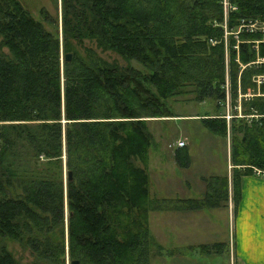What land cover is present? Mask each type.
<instances>
[{"label": "trees", "instance_id": "trees-1", "mask_svg": "<svg viewBox=\"0 0 264 264\" xmlns=\"http://www.w3.org/2000/svg\"><path fill=\"white\" fill-rule=\"evenodd\" d=\"M226 3L224 21L221 0H59L57 19L0 0V240L32 256L0 244V264H148L149 211L221 207L226 177L204 180L202 199L148 198L146 125L171 117L170 99L214 101L199 122L228 139L235 205L239 178L264 171V0ZM84 41L126 66L78 57ZM174 160L187 168L184 149Z\"/></svg>", "mask_w": 264, "mask_h": 264}, {"label": "rangeland", "instance_id": "rangeland-1", "mask_svg": "<svg viewBox=\"0 0 264 264\" xmlns=\"http://www.w3.org/2000/svg\"><path fill=\"white\" fill-rule=\"evenodd\" d=\"M21 5H31L37 9L39 7H44L50 14H54L55 8L57 13V19H59V0H18ZM26 3V4H25ZM35 5V6H34ZM24 7V6H23ZM225 15L227 12L223 13L224 21ZM253 25H250L251 28ZM241 27H245L243 22L238 26V30ZM54 26H52V29ZM59 22L57 27V32L59 33ZM60 35V33H59ZM259 42L264 43V39ZM258 42H254L256 45ZM59 44L61 48V39L59 38ZM76 49V54L78 57L92 60L96 63L106 62L108 64H113L118 67L126 66V63L122 61L116 54L105 51L101 52L100 48H98L93 42L84 41L80 46L73 45ZM256 48V46H254ZM61 52V50H60ZM99 58L97 61L95 59ZM59 62H63V53L60 54ZM262 61L261 59H258ZM132 67L135 69H140L138 65L135 63H131ZM259 77V76H258ZM256 77L255 83L256 85H260L261 80ZM191 96L188 97H178L175 99H170L166 101V106L168 111H170L171 115L175 117L179 116H187V115H203L205 113L213 114L216 112L214 101H205L203 103H194L190 100ZM240 98V96H239ZM219 112V111H218ZM224 113L225 116H229L230 110L225 106L223 110H220V113ZM160 120V119H159ZM173 121V122H172ZM147 131L151 136V147L148 149V164H146V173L148 176V198L156 199L159 196H169L173 192H176V189H181L182 193L185 194L184 197H196L195 191H197L198 187L195 183L198 176L208 177L210 175H218L221 174L225 169V162L228 152V139L225 140L219 139L218 137L212 135L208 131H206L199 123V121H190V120H179L176 118L173 119H165L163 121H150L146 125ZM184 136L187 138V159H188V168H177L175 169L174 163L175 160L173 156H170L169 147L173 144L175 140H177L178 136ZM184 142V139H181ZM167 145H169L167 147ZM64 154V153H63ZM154 162V170L150 172L149 165ZM62 163H64V155L62 156ZM187 169V170H182ZM260 171V170H259ZM230 173L229 165L226 169L227 176ZM154 174V175H153ZM62 183L65 185L66 183V172L64 166L62 167ZM229 177V176H228ZM165 178V180H164ZM184 181H188L191 185V189H187L184 187ZM163 184V185H162ZM171 184V185H169ZM159 185V186H158ZM161 185V186H160ZM163 188L164 190L158 193H152L155 188ZM163 186V187H162ZM175 196V195H174ZM232 204V203H231ZM172 210L168 211H155L151 210L147 214V229L149 236L152 238V244L149 247V261L148 264H216L214 262L215 259H220V263L218 264H227V256L220 257H211L208 256L203 257V259L193 260L192 257L193 252L184 248V252L182 253V257H176L175 251L170 250L172 246L171 237H170V220L171 215L169 213ZM158 213H165L159 214ZM213 221H210V227H214L211 229V233L216 237L218 241H227L228 233L230 238L238 237V235L242 234L240 229V217L235 212L227 222L226 218H224V213L222 212H214L213 213ZM66 208L65 202L63 206V226H64V235L66 238ZM206 218H208L206 216ZM236 234V235H235ZM224 237V240H221ZM206 240L207 236L205 235ZM210 240V237H209ZM231 241V240H230ZM0 244L4 246V248L9 251L12 256L21 263L31 262L32 256L30 252L26 250H22L17 243L8 240H0ZM158 246L162 249V253L157 251ZM240 246V245H239ZM65 247V245H64ZM159 250V249H158ZM171 253V255H170ZM174 254V255H173ZM224 254V253H223ZM173 255V256H172ZM171 256V257H170ZM187 256V257H186ZM65 264H70L67 259V254L64 256ZM196 262V263H194Z\"/></svg>", "mask_w": 264, "mask_h": 264}, {"label": "crops", "instance_id": "crops-1", "mask_svg": "<svg viewBox=\"0 0 264 264\" xmlns=\"http://www.w3.org/2000/svg\"><path fill=\"white\" fill-rule=\"evenodd\" d=\"M211 114V113H209ZM214 114V113H213ZM200 115H187L175 117L171 115L168 118H161L160 120H149V121H163L167 119H179V120H190V121H199ZM173 122V121H172ZM200 123V122H199ZM201 125V124H200ZM184 139V149L186 151L188 142L187 138L180 135L177 137V140L169 147L170 156H173L178 149L175 147L177 141ZM223 140V139H222ZM151 145V144H150ZM169 145H167L168 147ZM151 146H149L150 148ZM180 149V148H179ZM187 154V151H186ZM226 157L225 169L221 174L210 175L208 177L198 176L195 183L198 187L196 197L185 196L181 189H176V192H173L171 195L159 196L156 199L150 200H184V199H202L205 195V183L204 180L215 177H226L227 179V200L221 204V207L212 208V209H203L192 212L184 211H171L170 220V237L172 245L170 244L171 249L175 251L176 257H182L184 248L190 252H193V260L203 259V257H220L227 256V264H264V176H256L253 173L251 175L241 176L239 178V197L233 205L232 202V187L230 182V173L229 177L226 174V169L229 165V152ZM189 159V156H188ZM147 164H148V152H147ZM150 172L154 170V162L149 166ZM175 169L178 168L177 164L174 163ZM188 168V167H187ZM187 170V169H182ZM154 175V174H153ZM165 180V178H164ZM163 185V184H162ZM171 185V184H169ZM159 186V185H158ZM155 188L152 193H158L164 190L163 188ZM161 186V185H160ZM184 187L191 189V185L188 181H184ZM175 195V196H174ZM232 203V204H231ZM224 213V218H226L229 223L230 218L236 212L240 217V229L242 234L233 238H230L228 233L227 241L224 240V237L218 241L216 237L211 233L210 221L212 222L214 212ZM165 214V213H158ZM206 216L208 218H206ZM207 236L208 241L205 238ZM236 235V234H235ZM210 237V240H209ZM231 240V241H230ZM214 244H220L223 246L221 249L222 252L219 254H206L201 250L202 246H211ZM240 245V246H239ZM224 253V254H223ZM171 255V253H170ZM174 255V254H173ZM172 255V256H173ZM171 257V256H170ZM187 257V256H186ZM216 264L220 263V259H215ZM196 263V262H194Z\"/></svg>", "mask_w": 264, "mask_h": 264}, {"label": "built area", "instance_id": "built-area-1", "mask_svg": "<svg viewBox=\"0 0 264 264\" xmlns=\"http://www.w3.org/2000/svg\"><path fill=\"white\" fill-rule=\"evenodd\" d=\"M221 5H222L223 13H224L229 8L228 7V4L226 3V0H221ZM249 26L250 25H245V27H241V28L254 29V25L251 28ZM259 29L260 30H264V25L260 26ZM226 119H228V117H226ZM175 147L176 148H182V147H184V142L181 141V140L180 141H177L176 144H175ZM252 173L254 175H256V176H264V171H259V170L253 169L252 170Z\"/></svg>", "mask_w": 264, "mask_h": 264}, {"label": "water", "instance_id": "water-1", "mask_svg": "<svg viewBox=\"0 0 264 264\" xmlns=\"http://www.w3.org/2000/svg\"><path fill=\"white\" fill-rule=\"evenodd\" d=\"M69 60H70V55L69 54H65L63 56V61L64 62H68ZM66 178H67L68 181L71 180V174H70V172H68L66 174ZM70 264H76V262L75 261H72Z\"/></svg>", "mask_w": 264, "mask_h": 264}]
</instances>
